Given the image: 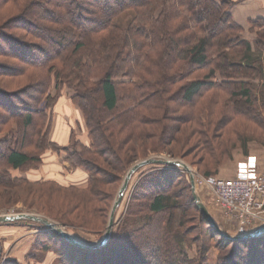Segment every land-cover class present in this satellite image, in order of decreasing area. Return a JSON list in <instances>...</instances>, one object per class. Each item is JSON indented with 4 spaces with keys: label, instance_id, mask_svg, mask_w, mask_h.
Listing matches in <instances>:
<instances>
[{
    "label": "trees",
    "instance_id": "obj_1",
    "mask_svg": "<svg viewBox=\"0 0 264 264\" xmlns=\"http://www.w3.org/2000/svg\"><path fill=\"white\" fill-rule=\"evenodd\" d=\"M240 1L48 0L58 9L52 12L49 23L64 25L63 29L49 34L41 33L42 28L32 32L48 48L17 41L12 49L30 67L62 61L64 68L54 72L56 88L71 81L68 85L75 89L72 102L87 118L91 143H81L80 151L63 149L65 161L84 170L89 179L84 188L57 186L84 197L75 203L71 213H76L75 222L60 217L62 224L76 231L104 233L109 218L106 208L102 210L99 205L111 203L103 189L116 179L111 170L124 173L144 155L138 144L143 142L146 151L158 137V130L160 134H170L166 138L159 135L158 147L174 137L169 128L156 129L157 121L152 116L164 112L168 117L172 106L194 110L209 94H218L222 99L217 97L215 106L224 104V110H206L204 117L184 116L175 132L181 133V124H185L187 132L182 139L196 137L211 159L226 155L224 138L228 132H235L240 122H250L251 117L264 119V21L251 23V32L262 30L255 40L245 39L244 29L231 14ZM128 10L135 11L134 18L126 29L118 27L116 18ZM87 48L91 57L86 62L82 53ZM39 53L43 59L31 61ZM72 54L76 55L75 62L68 59ZM73 69L81 72L76 76ZM198 75L201 76L196 78ZM93 77L99 78L95 85L90 82ZM226 108L232 113H227ZM0 109L5 113L0 115V123L5 119L21 121H17L21 127L19 146L15 134L8 141H0V167L5 169L0 174V187H15L25 180L13 178L11 170L41 162L45 151L59 149L43 134L41 122L51 116L47 110L13 98L0 99ZM40 125L38 138L32 139L29 130H37ZM33 143V153L23 150ZM107 149L113 155H108ZM150 166L157 168L142 184L147 190L146 209H129L119 224L115 223L102 247L89 250L73 246L41 224L63 246L59 250L63 264H209V253L216 247L220 248L216 264H264V234L242 241L222 237L198 209L191 181L182 182L184 173H188L184 168L173 164ZM205 176L209 178L211 174ZM181 183L185 184L181 190L171 192ZM193 211L200 213V226L194 216L190 217ZM145 212L150 216H144ZM135 217L148 221L141 228L134 227L139 222ZM18 223L36 222L20 220L0 225ZM217 236L221 237V247L219 243L216 247L211 244ZM4 264L20 263L6 259Z\"/></svg>",
    "mask_w": 264,
    "mask_h": 264
},
{
    "label": "rangeland",
    "instance_id": "obj_2",
    "mask_svg": "<svg viewBox=\"0 0 264 264\" xmlns=\"http://www.w3.org/2000/svg\"><path fill=\"white\" fill-rule=\"evenodd\" d=\"M56 1L54 0V2ZM53 11L58 12V9L52 4H48V0H0V99L13 98L35 104L39 110H47L51 116L42 121L44 124L41 122L43 134L47 137V142L56 143L57 149H59V151H45L41 156V162L31 163L21 170H11V176L13 178L25 181L19 182L15 187H0V216L19 214L37 215L63 228L84 244L95 246L99 244L107 228L104 233L102 232L100 235H97L87 233L84 230L76 231L70 229L71 227L59 221L60 217H63L68 221L75 222L77 217L76 213H71H74L76 208L75 203L78 200H84V197L81 193L60 190L57 186L84 188L89 179L88 173L79 168L72 167L70 162L65 161L66 153L63 150L64 148L72 150L75 148L80 151L81 143H91L87 118L79 106L72 102L71 99L75 89L68 85L71 81H65L66 84H63L61 88H56L57 78L54 72H61L64 68L62 61L50 62L41 67H30L24 65L18 58L19 56L17 57L15 49H12L17 41L30 46L48 48L47 44L37 38L35 33L41 30L39 28L43 29L41 32L43 34H49L53 31L63 29L64 25L55 26L49 23L48 19L53 16ZM135 14L134 10L125 11L116 18L114 23L118 27L126 29ZM259 31L262 30L257 28L252 33L257 36V32ZM38 47H35V49ZM82 55L83 60L86 62L89 61L91 55L88 48L87 50H83ZM75 56L72 54L68 59H72L75 62ZM42 59L43 55L39 53L36 60L31 59V61L36 63ZM15 68L16 73H13V69ZM73 70L74 72L76 71L75 69ZM80 72L76 71V76ZM175 74L179 73L176 72ZM199 76L201 75L196 76V78ZM136 81L140 82L139 79H136ZM90 82L95 85L99 82V78L93 77ZM179 88L180 86L175 87V89ZM217 97L218 94H209L194 110H191L192 107L181 109L179 106H172V112L168 114V117L164 112H160L157 116H152L157 121V124L155 123L156 129L161 128L163 130L164 127L169 128L174 133V137L173 139L171 138L172 140L170 139V143L160 144L158 147L159 135L163 138L170 136V134L165 135V131L160 134L158 130V137L156 136L153 139V143H150V147L146 151L143 148V142L138 144V149L144 152L145 156L141 155L138 157L139 159L130 165L124 173L111 170V174L115 175L116 179L112 181V178L108 177L113 183L103 187L104 193L111 198V203L99 205L102 210L106 208L108 218H110L114 202L118 197L128 172L136 164L149 159L170 160L173 162L180 161L194 175L196 196H198L201 203L213 217L216 224L214 226L216 232L219 229L225 235L231 238L234 237L224 225L218 202L209 190L201 186L199 182L202 179L208 178L205 176L206 173H210L211 177L215 178L225 180L234 179L237 175L239 164L250 156L256 157L259 169L264 173V129L258 125L261 124L264 126V119L258 121V119L254 120L251 117L249 119L250 122H240L235 132H228L229 134L227 133L224 138L225 144L223 147L226 155L221 158L213 157L211 159L204 152L203 147L199 144L196 137L182 139L187 132L185 124H181V133L175 134L177 127L182 123L178 121L183 119L184 116L190 117L193 114L199 116L201 114L204 117L203 114L206 113V110H216V108L224 110V104L215 106ZM218 98L222 99L220 97ZM226 112L229 114L232 113L227 108ZM3 114L5 113L0 109V115L3 116ZM1 118L5 119L4 117ZM17 121L21 122L16 119H5L3 123H0V141H8L15 134L17 135L16 144L19 146L18 131L21 130V127ZM41 125L37 130L33 128L29 130L28 135L32 139L38 138L37 131L40 130ZM28 145L23 147V150L33 153V150H35L34 143L30 147ZM219 147L222 151V147ZM107 150L108 155H113L111 149ZM154 168L157 167L150 165L143 166V169L141 168L140 171L133 175L121 206L117 211L116 224H119L128 214L129 209L131 211L132 209H146L144 204H146L148 198L144 195H147V190L142 184L146 176L155 170ZM3 169L0 167V174ZM178 180L176 179L177 183ZM181 180L182 182H185V180L190 182L191 175L187 173L186 176L184 173L183 179ZM184 186V183H181L179 186L175 185L171 189V192H178ZM193 196H195L194 192ZM144 216L147 217L150 214L145 212ZM192 216L196 218L197 226H200V213L193 211L190 217ZM134 219L135 221H139L137 225H134V227L138 228H141L148 221L147 219L138 220L136 217ZM98 224H101V221L100 223L97 222ZM50 232L43 225L37 223L0 225V246L2 250L0 264H4L6 259L15 260V262L17 261L20 264H63L59 253L62 245L55 234ZM196 233L194 232V234ZM27 238L30 239L25 243ZM220 240L221 237L217 236L214 242L211 243L213 247H216L218 243V246L221 247ZM66 250L68 251V249ZM219 250V247L211 250L209 253V264L217 263ZM67 251H64V253L66 254ZM228 251H230V248Z\"/></svg>",
    "mask_w": 264,
    "mask_h": 264
},
{
    "label": "built area",
    "instance_id": "obj_3",
    "mask_svg": "<svg viewBox=\"0 0 264 264\" xmlns=\"http://www.w3.org/2000/svg\"><path fill=\"white\" fill-rule=\"evenodd\" d=\"M219 205L225 227L233 236L252 234L264 226V173L256 157L250 156L238 166L234 179H202Z\"/></svg>",
    "mask_w": 264,
    "mask_h": 264
},
{
    "label": "water",
    "instance_id": "obj_4",
    "mask_svg": "<svg viewBox=\"0 0 264 264\" xmlns=\"http://www.w3.org/2000/svg\"><path fill=\"white\" fill-rule=\"evenodd\" d=\"M153 164H158V165H166V164H173V165H177L180 166L182 168H184L190 175H191V182H192V188H193V192L195 194L194 198L197 204L198 209L202 212V214L205 216V218L211 223V225L216 226L215 221L213 219V217L211 216V214L209 213V211L206 209V207L201 203L200 199L198 198V196H196V189H195V178L194 175L192 174L191 170L182 162L180 161H168V160H158V159H149L143 162H139L138 164H136L127 174L124 183L119 191L118 197L114 202L111 214H110V218H109V223L107 226V230L105 231L103 237L101 238L99 244L95 245V246H89L84 244L83 242H81L80 240H78L77 238H75L74 236H72L70 233L66 232L63 228L58 227L56 224H54L53 222L39 217L37 215H33V214H19V215H13V216H9V215H5V216H0V224H10L13 222H18L20 220H28V221H33L36 223H40L43 224L44 226H46L47 228H49V230H52L54 232H56L57 234H59L64 240H66L67 242H69L70 244H72L73 246L79 247V248H85V249H98L100 247H102L103 245H105L112 232L113 229L115 227V221H116V214L117 211L119 209V207L121 206V203L123 201V198L125 196V193L128 189L129 183L133 177V175L143 166H148V165H153ZM217 232L225 238H229V239H233V240H238V241H242V240H249L252 239L254 237H260L264 234V226L259 228L258 230H256L254 233L252 234H247V235H240V236H234L233 238L225 235L223 232H221L219 229H217ZM2 254V250H1V246H0V257Z\"/></svg>",
    "mask_w": 264,
    "mask_h": 264
},
{
    "label": "crops",
    "instance_id": "obj_5",
    "mask_svg": "<svg viewBox=\"0 0 264 264\" xmlns=\"http://www.w3.org/2000/svg\"><path fill=\"white\" fill-rule=\"evenodd\" d=\"M231 14L233 21L244 29V38L253 41L256 36L251 32V23L264 21V0H241L231 9Z\"/></svg>",
    "mask_w": 264,
    "mask_h": 264
}]
</instances>
